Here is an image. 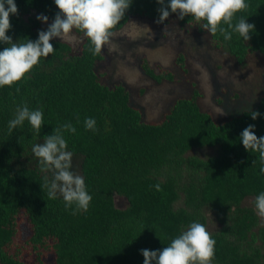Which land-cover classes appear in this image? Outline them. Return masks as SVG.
Returning a JSON list of instances; mask_svg holds the SVG:
<instances>
[{
  "label": "trees",
  "instance_id": "16d2710c",
  "mask_svg": "<svg viewBox=\"0 0 264 264\" xmlns=\"http://www.w3.org/2000/svg\"><path fill=\"white\" fill-rule=\"evenodd\" d=\"M15 3L18 14L10 15L7 33L13 42L38 39L39 20L26 17L29 12L50 19L57 14L54 0ZM246 3L233 23L243 17L254 24L250 40L232 32L226 41L204 30L237 64L250 52L264 57V0ZM159 7L156 0H132L112 31L131 16L158 21ZM168 18L202 29L191 16ZM74 32L81 37L75 52L53 39L55 52L41 58L29 79L0 88V264H143L142 249L162 250L192 222L202 223L216 241L212 264H264V218L255 208L264 173L259 154L240 140L248 125L264 136V88L252 107L221 121L199 108L195 90L175 98L159 119L144 121L123 85L99 81L101 54ZM6 46L0 43V51ZM175 63L181 69L182 56ZM140 68L155 82L172 79L145 61ZM24 104L43 111L39 134L28 121L9 133V121ZM252 111L261 115L253 120ZM87 118L95 119L96 131L86 130ZM68 122L76 133H64L67 150L80 156L79 173L92 196L88 210L75 215L62 196L49 199L41 188L47 173L39 158L24 163L36 142ZM114 194L125 199L122 208L114 205Z\"/></svg>",
  "mask_w": 264,
  "mask_h": 264
},
{
  "label": "clouds",
  "instance_id": "9594fccd",
  "mask_svg": "<svg viewBox=\"0 0 264 264\" xmlns=\"http://www.w3.org/2000/svg\"><path fill=\"white\" fill-rule=\"evenodd\" d=\"M132 0H54L59 12L48 25L47 30L38 33V39H27L24 43L13 42L7 35L12 28L10 15L18 14L15 0H0V43L7 45L0 51V88L11 87L29 79V73L40 66L41 58L53 54L55 49L50 43L54 38L75 41L73 30L83 33L93 46L94 55H99L102 48L109 43L113 29L124 17L131 6ZM161 5L157 9L160 21L176 14L183 20L191 16L203 30L215 36L220 33L224 40L232 39V32L238 33L244 41L251 39L249 35L255 31V25L241 17L233 23L236 14L245 11L249 5L246 0H156ZM37 20L48 22V17L40 14ZM17 92L19 88L16 89ZM219 111V110H218ZM220 115L224 113L219 112ZM256 120L261 114L258 111L250 113ZM28 121L31 129L40 133L43 123L42 110H29L27 104L16 109L15 118L9 121L8 131L12 132L18 126ZM86 130L96 131V121L87 118L84 121ZM255 125H248L240 134V140L247 151L257 152L264 173V136L257 137ZM76 133V128L70 123L53 129V134L47 135L43 143L32 147V153L39 158L40 171L51 173L43 177L41 188L47 189L49 199H56L57 194L63 197L65 208L72 209L75 215L79 211L86 212L92 196L88 193L84 178L71 171L72 152L67 150L64 133ZM160 191V185H155ZM257 214L264 218V192L255 199ZM216 241L206 227L199 222H192L186 231L172 239L169 246L162 250L152 251L142 249L143 264H212L215 257Z\"/></svg>",
  "mask_w": 264,
  "mask_h": 264
},
{
  "label": "rangeland",
  "instance_id": "374dc122",
  "mask_svg": "<svg viewBox=\"0 0 264 264\" xmlns=\"http://www.w3.org/2000/svg\"><path fill=\"white\" fill-rule=\"evenodd\" d=\"M27 16L38 15L29 12ZM53 20L39 21L36 32L47 30ZM73 35L75 41H64L75 52L81 37L74 30ZM100 54L95 66L99 81L123 85L130 105L139 109L144 121L159 119L175 98L189 96L192 90L197 92L199 108L221 121L252 107L264 88V57L250 52L237 64L225 48L212 44L203 29L172 18L157 23L131 16L113 32ZM178 56L183 58L181 69L175 63ZM144 61L155 72L169 71L172 79L153 81L140 68ZM220 111L224 114L220 115ZM80 159L79 155L72 156L71 171L79 175ZM34 160L31 148L24 163L30 165ZM47 175L51 178V173ZM113 202L117 208L125 205V199L115 194Z\"/></svg>",
  "mask_w": 264,
  "mask_h": 264
}]
</instances>
